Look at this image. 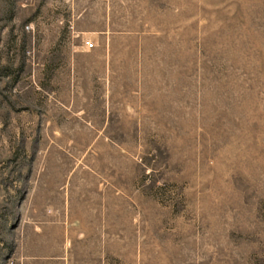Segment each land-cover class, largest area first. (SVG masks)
<instances>
[{"label": "rangeland", "instance_id": "374dc122", "mask_svg": "<svg viewBox=\"0 0 264 264\" xmlns=\"http://www.w3.org/2000/svg\"><path fill=\"white\" fill-rule=\"evenodd\" d=\"M0 264H264V0H0Z\"/></svg>", "mask_w": 264, "mask_h": 264}]
</instances>
